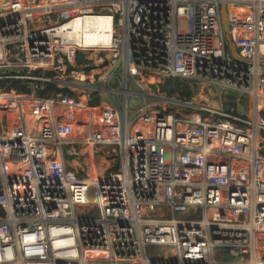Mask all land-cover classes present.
<instances>
[{
	"label": "built area",
	"instance_id": "built-area-1",
	"mask_svg": "<svg viewBox=\"0 0 264 264\" xmlns=\"http://www.w3.org/2000/svg\"><path fill=\"white\" fill-rule=\"evenodd\" d=\"M103 15L108 48L59 36ZM263 60L264 0H0V82L30 83L0 87V264H264Z\"/></svg>",
	"mask_w": 264,
	"mask_h": 264
},
{
	"label": "bare ground",
	"instance_id": "bare-ground-1",
	"mask_svg": "<svg viewBox=\"0 0 264 264\" xmlns=\"http://www.w3.org/2000/svg\"><path fill=\"white\" fill-rule=\"evenodd\" d=\"M243 12L236 11L230 19H243ZM114 32L113 22L109 16H95L67 22L60 27L59 36L84 48H108Z\"/></svg>",
	"mask_w": 264,
	"mask_h": 264
},
{
	"label": "rangeland",
	"instance_id": "rangeland-1",
	"mask_svg": "<svg viewBox=\"0 0 264 264\" xmlns=\"http://www.w3.org/2000/svg\"><path fill=\"white\" fill-rule=\"evenodd\" d=\"M182 85L180 87V89L183 90V84H186L187 86V91L190 93V97L188 99H191L192 101H194V103L198 104L199 103V99L201 98V92H200V88H197V86L199 85L198 83H193V82H185V81H179ZM100 87V86H97ZM152 93H155V91L157 89L160 90L159 88V84L158 85H152L150 87ZM180 90V91H182ZM214 94H218V97L220 98L221 101H223V111L224 112H228V113H233V114H238V115H246V112L242 109V105H244L243 103L246 102L247 97L244 94H238L235 92H231V93H220L219 90H214L212 91ZM205 95L208 97V95L206 94V92H204ZM50 94V93H49ZM173 97H179L180 99H187L186 97H181L183 96L180 92L179 93H175L174 95H171ZM98 99H95L94 101H100L101 97L97 96ZM219 98H216V100H219ZM226 98V101L224 100ZM235 99H238V103H236L234 106L236 107H230L229 105H227L229 102L234 101ZM103 100V98H102ZM102 102V101H101ZM209 105H212L211 101H208ZM221 109V110H222ZM262 155H264V144L262 146V150L260 151ZM99 161V160H97ZM98 164H100L99 167H97L99 170H89L90 174L93 175L95 172L99 171V173H102L104 170H102L103 168H105V164L102 161L97 162ZM104 165V166H102ZM89 201H92L94 199V197L92 196V193H89V197L87 198ZM165 250H162L161 248L158 249H153V250H149L148 254L149 257H156V256H160L162 257V255L164 254ZM225 260L226 262H230L231 258L228 255H225Z\"/></svg>",
	"mask_w": 264,
	"mask_h": 264
},
{
	"label": "trees",
	"instance_id": "trees-1",
	"mask_svg": "<svg viewBox=\"0 0 264 264\" xmlns=\"http://www.w3.org/2000/svg\"><path fill=\"white\" fill-rule=\"evenodd\" d=\"M81 58L77 57V64H81ZM50 75V74H48ZM29 82H20V81H15V80H10V81H6V82H0V87L3 86H8L12 89H14L15 91H17L18 93L21 94H27L29 93ZM181 83L179 81H170V80H165L162 82L161 85H159V88L162 92H166L168 96L174 95L175 93H181L183 96L181 97H186L189 98L190 97V93L187 91V87L186 84H183V90L180 89L181 87ZM52 87V86H50ZM182 90V91H180ZM97 100L95 102H93L92 104H97ZM0 215H2V210L0 209Z\"/></svg>",
	"mask_w": 264,
	"mask_h": 264
},
{
	"label": "crops",
	"instance_id": "crops-1",
	"mask_svg": "<svg viewBox=\"0 0 264 264\" xmlns=\"http://www.w3.org/2000/svg\"><path fill=\"white\" fill-rule=\"evenodd\" d=\"M223 9V8H222ZM222 9H221V11H222ZM227 11H226V14L228 15V14H230L231 16L230 17H233L234 15H235V12L238 10V11H240V12H243L242 10H240V9H238V8H234L233 9V11H231V10H229V9H226ZM239 16H241V17H243V16H245V15H242V14H240ZM211 93V92H210ZM216 98H219L218 97V94H215L214 96L211 94L210 95V98L208 97L207 99H210V101H211V103H212V106L215 108V109H217V110H221L222 109V107H223V101H221L220 100V98H219V100H216ZM225 101H226V98L224 99ZM236 103H238V99H235L234 101H231V102H229L227 105H229L230 107H235L234 105L236 104ZM244 105H242V109L246 112V114L248 113V110H247V100H246V102H244L243 103ZM235 110H236V107H235ZM221 111H223V109L221 110ZM224 112V111H223ZM235 115H238V114H235ZM245 115V114H244ZM238 116H242V115H238ZM264 156V155H263ZM102 166H104V165H102ZM105 168H106V166H105ZM104 169V168H103Z\"/></svg>",
	"mask_w": 264,
	"mask_h": 264
},
{
	"label": "water",
	"instance_id": "water-1",
	"mask_svg": "<svg viewBox=\"0 0 264 264\" xmlns=\"http://www.w3.org/2000/svg\"><path fill=\"white\" fill-rule=\"evenodd\" d=\"M221 16H222V25H223L224 37H225V40H226V43H227V49H228L230 55L233 57L234 60H239V58L237 57V55L235 53L233 45L231 43L229 32H228V20L231 18L230 17L231 15L230 14H228V15L226 14L225 7L221 11ZM262 63L264 65V60L262 61Z\"/></svg>",
	"mask_w": 264,
	"mask_h": 264
},
{
	"label": "clouds",
	"instance_id": "clouds-1",
	"mask_svg": "<svg viewBox=\"0 0 264 264\" xmlns=\"http://www.w3.org/2000/svg\"><path fill=\"white\" fill-rule=\"evenodd\" d=\"M225 9H227V8H225ZM227 11V10H226ZM221 18H222V16H221ZM230 20V19H229ZM229 20H228V24H229ZM222 27H223V25H222ZM228 32H229V25H228ZM223 34H224V31H223ZM230 36V35H229ZM224 39H225V37H224ZM230 40H231V38H230ZM225 42H226V40H225ZM231 43H232V41H231ZM232 45H233V43H232ZM226 47H227V43H226ZM233 48H234V45H233ZM234 50H235V48H234ZM227 51H228V49H227ZM229 52V51H228ZM235 53H236V50H235ZM230 54V53H229ZM236 55H237V53H236ZM232 57V56H231ZM238 57V56H237ZM233 58V57H232ZM239 58V57H238Z\"/></svg>",
	"mask_w": 264,
	"mask_h": 264
}]
</instances>
